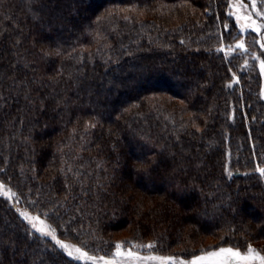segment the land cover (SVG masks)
Returning <instances> with one entry per match:
<instances>
[{"label": "trees", "instance_id": "obj_1", "mask_svg": "<svg viewBox=\"0 0 264 264\" xmlns=\"http://www.w3.org/2000/svg\"><path fill=\"white\" fill-rule=\"evenodd\" d=\"M234 12L230 0H0V179L93 254H264V28L241 32ZM243 37L254 51L229 53ZM0 264L89 263L0 193Z\"/></svg>", "mask_w": 264, "mask_h": 264}, {"label": "snow or ice", "instance_id": "obj_2", "mask_svg": "<svg viewBox=\"0 0 264 264\" xmlns=\"http://www.w3.org/2000/svg\"><path fill=\"white\" fill-rule=\"evenodd\" d=\"M232 7L236 9V12L230 14L236 16L237 22L241 21L242 19L245 21V23L240 24L241 32H243L246 28H252L253 31L260 32L261 29L264 28V24H257L256 20L253 19L252 16V14L254 13L256 17H264V12L256 10V0H250V8L252 12H249L245 16H241L239 13L241 9H247L249 7V4L243 3L242 0H237V2L232 5ZM227 27L228 26L225 25V28ZM261 47L264 48V44H261ZM235 48L241 49L245 52L247 51L243 40L239 41L235 45ZM218 50L224 51L223 48ZM228 51H233L232 46L228 47ZM260 69L261 72L264 73V60L260 62ZM229 87H231V85H229ZM258 171L262 176H264V168H260L258 169ZM3 187V185H0V189H2ZM4 194L9 195L8 192H5ZM11 196H15V193H11L9 198H11ZM19 214L25 221H27L31 225L32 229H34L37 233L42 236L50 237L51 240L55 243V245L62 249L69 257L92 261L93 264H99V262H103V264H113L112 261L106 260L104 257L97 258L94 256H89L88 253L82 251L81 248L69 245L63 242L62 240L58 239L56 236V230L50 228L49 225L45 224V222L41 220L39 216H32L27 211H21ZM121 247V244L116 245V255L121 254L119 251ZM144 247L151 248L153 247V245L149 244L145 245ZM127 255L134 259L159 260L161 261V264H184L183 261H178L177 258L171 256L140 258L131 251H129ZM188 264H264V254H261V252L252 247L251 244L247 246V249L244 252H241L239 248L220 247L217 250L209 251L204 255L194 257V259L188 262Z\"/></svg>", "mask_w": 264, "mask_h": 264}, {"label": "rangeland", "instance_id": "obj_3", "mask_svg": "<svg viewBox=\"0 0 264 264\" xmlns=\"http://www.w3.org/2000/svg\"><path fill=\"white\" fill-rule=\"evenodd\" d=\"M248 1H250V0H248ZM237 2V0H230V3H231V5H233L234 3H236ZM242 2L244 3V1L242 0ZM256 3H257V11H261V12H264V0H256ZM249 4H250V2H249ZM232 10H236L235 8H233L232 7ZM242 10V9H241ZM244 11V10H243ZM245 11H247V10H245ZM249 12H251L250 10H249ZM248 12V13H249ZM254 14V13H253ZM255 15V14H254ZM256 17V16H255ZM261 18H264V17H261ZM257 23V22H256ZM257 24H261V23H257ZM241 40H243L244 41V44H245V48L247 49V50H249V49H252L253 51H254V45H255V41L253 40V39H251V38H246V37H243V38H239V39H237L236 41H234L233 43H232V48H233V51H234V49H236L235 48V45L239 42V41H241ZM262 40L264 41V30H263V32H262ZM228 50V49H227ZM242 51V50H241ZM229 53H231V52H229ZM262 91H264V79H263V90ZM263 95H264V92H263ZM0 185H3L4 187L2 188V189H0V193L2 194V195H4L5 197H7L10 201H11V203L16 207V209L19 211V213L21 212V211H27L30 215H32V216H39L40 217V219L41 220H43L44 222H45V224H47V225H49L50 226V228H52V229H55L54 228V226L49 222V220L44 216V215H42V214H40L39 212H36V211H32V210H30L29 208H27V207H25V206H23L22 204H21V202H20V200H19V198H17L16 197V194H15V196H11V198H9V196L11 195V193H15L14 192V190L12 189V187H10L8 184H6L3 180H1L0 179ZM10 190V191H9ZM5 192H8L9 193V195H5L4 193ZM39 226V225H38ZM56 230V229H55ZM56 236H57V238L58 239H60V240H62L63 242H65V243H67V244H69V245H72V246H75V247H79V248H81L82 249V251H85V252H87L88 253V255L89 256H94V257H97V258H99V257H104L106 260H110V261H112L113 262V264H161V261H159V260H145V259H134V258H132V257H129L128 255H127V253L129 252V251H131V252H133V253H135L138 257H140V258H145V257H169V256H164V255H158V254H149V253H141V252H138L135 248H133V247H122L119 251H120V255H116V253H117V250L116 251H114V252H112L110 255H107V256H105V255H97V254H93V253H91L90 251H88L85 247H83L81 244H79L78 242H75V241H72V240H70V239H65V238H63V237H61L59 234H58V232H57V230H56ZM46 237H48V236H46ZM50 238V237H49ZM216 240H215V237H206L205 238V241H204V243L205 244H207V245H209V244H212V243H214ZM258 247V246H257ZM256 246L254 247L255 249H257L258 251H260L261 252V254H263V252L261 251V250H263V249H261V248H257ZM225 248H227V247H225ZM232 248H236V247H232ZM218 248H212V249H208V250H205V251H203L202 253H199L198 255H195V256H193V257H191V258H181V257H175V258H177V260L178 261H183L184 262V264H188V262H190V261H192L193 259H194V257H196V256H201V255H204L205 253H207V252H209V251H214V250H217ZM247 249V248H246ZM246 249H240L241 250V252H244V251H246ZM76 255H78V254H76ZM171 257H174V256H171ZM74 258V257H73ZM76 259V258H75ZM78 260H82V261H84V262H87V263H89V264H93V262L92 261H87V260H83V259H78ZM99 264H103V262H99Z\"/></svg>", "mask_w": 264, "mask_h": 264}]
</instances>
